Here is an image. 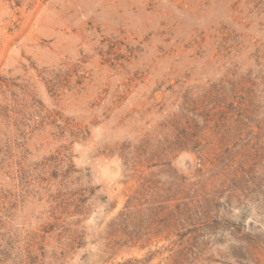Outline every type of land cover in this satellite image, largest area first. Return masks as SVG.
Segmentation results:
<instances>
[{"label":"rangeland","instance_id":"374dc122","mask_svg":"<svg viewBox=\"0 0 264 264\" xmlns=\"http://www.w3.org/2000/svg\"><path fill=\"white\" fill-rule=\"evenodd\" d=\"M0 264H264V0H0Z\"/></svg>","mask_w":264,"mask_h":264}]
</instances>
